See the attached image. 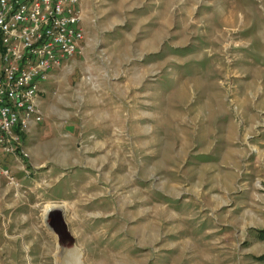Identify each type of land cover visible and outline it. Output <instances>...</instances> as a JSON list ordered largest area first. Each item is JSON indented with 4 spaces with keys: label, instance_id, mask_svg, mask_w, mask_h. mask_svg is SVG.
Returning a JSON list of instances; mask_svg holds the SVG:
<instances>
[{
    "label": "rangeland",
    "instance_id": "1",
    "mask_svg": "<svg viewBox=\"0 0 264 264\" xmlns=\"http://www.w3.org/2000/svg\"><path fill=\"white\" fill-rule=\"evenodd\" d=\"M91 4L82 52L56 69L47 106L40 97L42 122L22 135L28 157L16 163L0 151V166L16 183L11 166L28 161L31 171L44 154L55 164L75 157L71 175L87 177L64 188L67 202L53 203L60 172L49 173L46 185L32 172L38 185L25 196L0 174V221L12 236L0 264H56L58 239L45 225L53 208L63 212L80 264H264V160L250 155L253 133L219 125L222 115L240 127L263 121L264 0ZM195 105L207 108L209 146H219L217 128L225 141L240 131L232 145L247 150L224 164L233 177L214 192L224 197L216 206L193 191L203 157L171 155L173 133L200 121ZM246 105L257 113H243ZM30 202L37 205L23 204Z\"/></svg>",
    "mask_w": 264,
    "mask_h": 264
},
{
    "label": "built area",
    "instance_id": "2",
    "mask_svg": "<svg viewBox=\"0 0 264 264\" xmlns=\"http://www.w3.org/2000/svg\"><path fill=\"white\" fill-rule=\"evenodd\" d=\"M81 0H0V151L28 157L22 135L42 122L40 97L52 72L82 52ZM0 174L9 178L8 168Z\"/></svg>",
    "mask_w": 264,
    "mask_h": 264
},
{
    "label": "crops",
    "instance_id": "3",
    "mask_svg": "<svg viewBox=\"0 0 264 264\" xmlns=\"http://www.w3.org/2000/svg\"><path fill=\"white\" fill-rule=\"evenodd\" d=\"M92 0H81L80 1V6L82 9V24L84 29L86 30V35H87V31H89V22L91 21V16H90V11L92 8ZM89 33V32H88ZM88 39V38H87ZM66 65V64H65ZM59 69L58 70H54L52 72V76H51V81H49L48 83L45 84V93L42 95H46L45 98V103L47 106V101L49 100L50 102V97L48 98V96H50L52 94V86L51 82L54 83V85H56L59 81ZM111 98L108 97L106 98L105 103H103V106L105 107V109L108 111L111 110ZM46 106H45V111H46ZM196 106H201V105H195ZM202 111L200 113H198L199 115H201L199 117V122H195L194 125L192 126H186V128H184L182 131H179L178 133H173L174 135V139L171 138V155H175L177 152H179L180 155L184 156L186 159H188L189 157H203L202 159L204 160L203 164H200L199 167L197 168V172L198 173H194L197 174L196 176L198 177V181L195 180L197 182V184H199V186L197 187L198 189H194V194L195 195H203V199H205L207 201L208 197L210 196V202H214L213 205H219V203H223L224 202V197H222V195L219 194H214V192H217L218 189L223 185L224 182V178H230L233 177V173L232 171H229V169L226 170H222L225 163H229L230 161H233L234 158L235 159H239L238 157H240L241 153H245V151H242V148L237 149L233 144V142H231L232 140H236L243 139V134L238 135L236 137H227L230 138L229 140L225 141V138H223L222 136L220 137V134H218V130L216 128L215 133H214V137L217 135L218 138L221 140L219 143V146L216 147H212L208 145V138H207V117H206V106H201L199 107ZM243 108V113H249L251 110L253 111V113H257L256 110H253V107L251 105H246ZM110 109V110H109ZM171 110H175L174 107L171 108ZM107 111V112H108ZM205 117L203 116V113ZM227 113H229V109L227 108ZM223 113V112H222ZM258 113H262L263 114V121L260 124H256V122L253 124V127H246V126H241L235 124L236 122L234 121H222L223 116L222 115L219 118V125L222 126L224 129H229L234 130V129H241L244 128L246 133L252 134L253 136H250V144L253 146L254 150H252V153H250V155L253 156V160L256 162V155H258V153L260 154V157L263 158L264 160V153L262 152V150L264 151V148H261V146H264V106L262 108H259ZM226 115V114H225ZM254 119V118H253ZM107 120L106 116L104 118V122ZM200 126H203V128H200ZM243 130V129H242ZM234 138V139H233ZM207 139V140H206ZM217 139V138H215ZM245 140V139H244ZM207 141V142H206ZM212 142V141H211ZM213 144V146L216 145V141L211 143ZM223 144V145H221ZM244 146L243 150L248 147L249 145H240L239 147ZM256 149V150H255ZM261 151V153L259 152ZM257 153V154H256ZM247 155V154H246ZM201 159V158H200ZM77 159H75V157H72L71 155L65 156L64 159H60L62 164H55L53 162V159H51V155L48 154H44L43 157L39 160L44 162L43 165H34V167H32V170L30 171L28 169L27 162H22L20 163L21 166L19 165H15V166H11L14 170V175H16V177L18 179H16V181L18 182V184L20 185V188L17 189L16 191L18 193H20L22 196H25V193L30 192L32 189H30L31 187L33 189H36V186L38 185V183L35 181L32 183V179L30 178V174L33 172L35 173L33 176H36L38 174H40V177L45 179L43 182V184L46 185L47 180L45 177L48 176V174L50 173L51 177H54V171H58L60 172L61 176L68 173V171H71L72 167H69V161H76ZM247 160V158H246ZM252 160V161H253ZM13 162L17 163L16 159L12 160ZM44 167V168H43ZM39 171V172H36ZM73 171V169H72ZM72 171L69 173L71 175ZM84 176V178L87 177V172L85 173H73L71 175V177H74V179H72V181H68V183H64V177L62 176L60 182H56L55 184H53L54 187V192H59L56 195L52 196L51 200L53 203H65L68 201V199H65V193L67 192L68 189H64V188H69L70 186H73L75 184H71L73 182V180H75V178H82ZM207 176H210L209 178H207ZM213 176V177H212ZM187 178V177H186ZM212 178L213 180L210 181L209 179ZM193 180V182H195ZM64 181V182H63ZM79 181L78 183H82L81 180H77ZM42 182V180H41ZM77 183V184H78ZM76 184V185H77ZM70 185V186H69ZM58 186V187H57ZM206 186H210L209 188H214L215 190L212 192H208L207 191V187ZM52 187V188H53ZM206 187V188H205ZM218 188V189H217ZM59 190V191H58ZM64 190V191H61ZM199 192V193H195V192ZM220 191V190H219ZM31 193V192H30ZM41 198H43L42 193H40ZM66 194H69L68 192ZM262 197H264V194H261ZM36 197V196H35ZM4 200V197L1 196L0 197V204L2 202V200ZM226 199V198H225ZM28 200V199H27ZM17 201V198H16ZM24 205H32V207L30 208H34L33 206H36V203H23ZM22 205V204H20ZM212 205V204H211ZM18 205H16L17 207ZM16 207H14V209H16ZM1 208V205H0ZM217 224V223H216ZM220 223H218L219 225ZM6 227L3 226V224L0 221V251H2L7 244H5L6 242L4 241H9L10 238H12V236H8L6 233ZM173 245H171V252H173L172 250H174V247L172 248ZM86 255V254H85ZM87 256V255H86ZM80 264V263H79Z\"/></svg>",
    "mask_w": 264,
    "mask_h": 264
},
{
    "label": "water",
    "instance_id": "4",
    "mask_svg": "<svg viewBox=\"0 0 264 264\" xmlns=\"http://www.w3.org/2000/svg\"><path fill=\"white\" fill-rule=\"evenodd\" d=\"M45 225L58 239L56 264H71L74 258L79 261V254L75 249V240L68 230L63 212L59 208L48 210L45 216Z\"/></svg>",
    "mask_w": 264,
    "mask_h": 264
},
{
    "label": "bare ground",
    "instance_id": "5",
    "mask_svg": "<svg viewBox=\"0 0 264 264\" xmlns=\"http://www.w3.org/2000/svg\"><path fill=\"white\" fill-rule=\"evenodd\" d=\"M71 264H79V262L77 261V258H74V261L72 260Z\"/></svg>",
    "mask_w": 264,
    "mask_h": 264
},
{
    "label": "trees",
    "instance_id": "6",
    "mask_svg": "<svg viewBox=\"0 0 264 264\" xmlns=\"http://www.w3.org/2000/svg\"><path fill=\"white\" fill-rule=\"evenodd\" d=\"M262 234H264V230H262V231H260ZM263 238H264V236H263Z\"/></svg>",
    "mask_w": 264,
    "mask_h": 264
}]
</instances>
